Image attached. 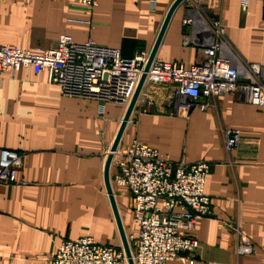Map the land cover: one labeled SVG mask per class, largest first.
Here are the masks:
<instances>
[{
    "label": "crops",
    "instance_id": "crops-1",
    "mask_svg": "<svg viewBox=\"0 0 264 264\" xmlns=\"http://www.w3.org/2000/svg\"><path fill=\"white\" fill-rule=\"evenodd\" d=\"M155 1L151 8L146 0H97L88 14L74 0H0V43L45 50L68 35L75 42L91 38L119 48L125 57L150 53L174 0ZM214 18L237 58L264 65L261 0H250L245 10L240 0H183L154 58L185 67L201 61L202 46L213 40ZM127 105L106 102L101 110L96 99L64 96L45 71L30 67L0 80V150L22 155L16 181L0 182V264H49L57 245L83 235L122 248L103 167ZM226 127L240 133L230 152L223 147ZM134 139L174 162L210 164L204 184L210 211L190 232L196 248L183 256L193 264H264V105L232 94L201 96L190 105L173 85L145 82L119 146ZM115 170L111 164L110 179ZM111 185L129 235L136 223L128 190ZM237 229L251 240V253H235Z\"/></svg>",
    "mask_w": 264,
    "mask_h": 264
},
{
    "label": "built area",
    "instance_id": "built-area-1",
    "mask_svg": "<svg viewBox=\"0 0 264 264\" xmlns=\"http://www.w3.org/2000/svg\"><path fill=\"white\" fill-rule=\"evenodd\" d=\"M90 14L97 0H74ZM151 8L155 0H146ZM250 0H240L243 10ZM264 2V0H261ZM89 24L91 21H87ZM191 19L185 18L188 24ZM212 42L202 46L201 61L183 66L172 61L153 59L146 71L145 82L173 85L190 105L199 97L223 94L238 95L245 102L264 105V65L245 63L227 46L225 28L218 18L211 19ZM149 52L139 50L125 57L116 47L100 45L88 38L75 42L60 35L54 47L24 50L0 43V80L13 78L18 70L30 67L34 73L45 71L49 83L56 84L64 96L96 99L102 110L106 102L127 105L148 61ZM226 152L239 145L240 133L223 130ZM111 164L115 172L110 179L116 187H126L130 198L134 231L126 235L134 264H166L182 259L194 261L191 253L197 240L190 236L198 219L210 211V197L204 189L210 164L207 161L174 162L144 143L132 140L118 146ZM22 165L17 151L0 150V182L14 183ZM237 255L249 254L253 244L242 231H236ZM49 264H128L122 248L102 245L91 236L63 240L48 259Z\"/></svg>",
    "mask_w": 264,
    "mask_h": 264
},
{
    "label": "water",
    "instance_id": "water-1",
    "mask_svg": "<svg viewBox=\"0 0 264 264\" xmlns=\"http://www.w3.org/2000/svg\"><path fill=\"white\" fill-rule=\"evenodd\" d=\"M183 0H174L172 2V4L170 5L167 13H166V16L163 20V23L161 25V28L159 30V33L156 37V40H155V43L149 53V57H148V61L144 67V71L135 87V90L128 102V105L126 107V110L124 112V115L122 117V120L120 122V125L118 127V130H117V133L111 143V146L109 148V152L107 153V156H106V159H105V162H104V167H103V181H104V186H105V189H106V192H107V195H108V199H109V202H110V205H111V208H112V212H113V216H114V219H115V222H116V225H117V228H118V231H119V235H120V239H121V244H122V249L125 253V256L127 258V263L128 264H134L133 260H132V257H131V250H130V247H129V244H128V241H127V237H126V233L124 231V228H123V225H122V222H121V219H120V216H119V212H118V209H117V206H116V203H115V199H114V195H113V189H112V185H111V181H110V167H111V162H112V159H113V154L114 152L117 150L118 146H119V143H120V140H121V137H122V134H123V131L125 129V126L130 118V115L133 111V108H134V105L137 101V98L139 96V93L141 91V88L144 84V81H145V76H146V71L148 70L149 68V65L151 63V61L154 59L155 57V53H156V50H157V47L160 43V40L163 36V33L165 31V28L167 26V23L169 21V18L172 14V12L174 11V9L182 2Z\"/></svg>",
    "mask_w": 264,
    "mask_h": 264
}]
</instances>
